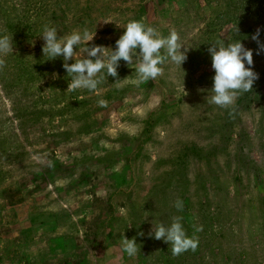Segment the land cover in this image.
<instances>
[{
	"label": "rangeland",
	"instance_id": "374dc122",
	"mask_svg": "<svg viewBox=\"0 0 264 264\" xmlns=\"http://www.w3.org/2000/svg\"><path fill=\"white\" fill-rule=\"evenodd\" d=\"M130 20L193 47L182 67L164 59L140 82L121 60V80L67 91L62 58H43L45 25L114 47ZM257 29L264 44V0H0V264H264ZM239 39L258 79L227 107L207 103L208 48ZM176 216L198 242L179 255L149 236Z\"/></svg>",
	"mask_w": 264,
	"mask_h": 264
},
{
	"label": "clouds",
	"instance_id": "9594fccd",
	"mask_svg": "<svg viewBox=\"0 0 264 264\" xmlns=\"http://www.w3.org/2000/svg\"><path fill=\"white\" fill-rule=\"evenodd\" d=\"M123 27L125 29L123 34L115 41V46L111 47L89 46V42L94 40L96 33L92 35L85 30L58 36L56 27L45 25L39 36L44 40L43 58L48 57L45 61L62 58V67L70 78L67 91L83 88L95 92L101 82L100 74L102 73H106L107 77H117L116 82L121 80L118 78L121 60L129 67L135 64L134 73L137 79L145 82L161 74L159 65L164 59L182 67L187 59L188 51L193 48L181 42L175 31H171L167 37H164L154 27L137 20H130ZM259 36L260 29L251 36V39L258 43L256 55L264 52V44H260ZM82 45H84L82 55L78 59L76 54L81 51ZM8 48L7 42L0 43V51L7 52ZM162 48L164 56L161 55ZM208 53L211 57L214 76L207 103L227 107L234 103L238 93L252 90L254 82L258 79V73L253 69V50L246 48L241 39L215 41L210 44ZM69 60L74 62L69 63ZM52 78H58V73H52ZM98 103L102 107L105 106L103 100ZM174 206L180 211L183 203L177 199ZM149 236L170 243L173 255H179L190 249L195 250L198 246V242L187 235L179 216L174 217L169 224L153 220ZM122 243L123 250L129 257L136 254L135 238L123 237Z\"/></svg>",
	"mask_w": 264,
	"mask_h": 264
}]
</instances>
